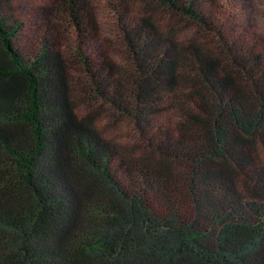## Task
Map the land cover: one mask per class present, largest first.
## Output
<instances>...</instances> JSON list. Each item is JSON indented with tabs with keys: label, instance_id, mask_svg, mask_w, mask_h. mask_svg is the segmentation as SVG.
Listing matches in <instances>:
<instances>
[{
	"label": "trees",
	"instance_id": "16d2710c",
	"mask_svg": "<svg viewBox=\"0 0 264 264\" xmlns=\"http://www.w3.org/2000/svg\"><path fill=\"white\" fill-rule=\"evenodd\" d=\"M7 1L0 264H264V38L247 6L102 0L115 49L97 52L89 0H46L32 45Z\"/></svg>",
	"mask_w": 264,
	"mask_h": 264
},
{
	"label": "rangeland",
	"instance_id": "374dc122",
	"mask_svg": "<svg viewBox=\"0 0 264 264\" xmlns=\"http://www.w3.org/2000/svg\"><path fill=\"white\" fill-rule=\"evenodd\" d=\"M127 2V5L130 6L129 9L132 11L140 12L142 7L144 6L143 3L139 0H125ZM234 3H244L246 8V11L241 12V18L245 23H247L251 28H253V31L257 34V36H260L262 39L264 38V4H260L259 2H262L263 0H230ZM91 6L96 10V17H95V23L97 26V37H94L91 39L90 42L92 45V49L99 52L100 50H104L107 48L106 46L109 44L112 46L113 49H115V46L113 45V37H112V24L109 22V19L111 15L107 10H105V4L102 0H89ZM47 3L46 0H8L7 5L9 8L8 15L10 17H13L17 20H19L21 23H23V31L22 35L25 37L27 42L29 44L35 43V35L33 32V25L38 24V17H37V9ZM154 8V7H152ZM143 11V10H142ZM156 15L155 10H150V13ZM157 19H160L156 17ZM58 33L60 36V39L58 40V45L60 44V47L65 51H69V46L71 45V42H73L75 39L72 35V32L70 30L64 29L61 30L58 29ZM24 40V39H23ZM78 105L83 106L82 104L78 103ZM84 111L83 107L79 109ZM81 114V117L85 114ZM97 125L99 129L106 135L107 137H120L123 136L126 129L123 127H119V130L116 129L108 122H105L103 120L102 112H99L98 116V122ZM118 127V126H117Z\"/></svg>",
	"mask_w": 264,
	"mask_h": 264
}]
</instances>
